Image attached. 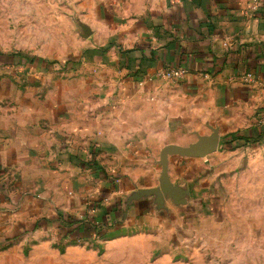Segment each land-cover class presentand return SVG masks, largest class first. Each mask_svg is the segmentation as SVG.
Wrapping results in <instances>:
<instances>
[{"label":"crops","instance_id":"crops-1","mask_svg":"<svg viewBox=\"0 0 264 264\" xmlns=\"http://www.w3.org/2000/svg\"><path fill=\"white\" fill-rule=\"evenodd\" d=\"M117 5L69 81L42 97L25 77V111H0V264H25L33 236L227 239L251 146L231 137L264 131V0ZM213 134L215 152L168 154L164 175L166 147Z\"/></svg>","mask_w":264,"mask_h":264},{"label":"rangeland","instance_id":"rangeland-1","mask_svg":"<svg viewBox=\"0 0 264 264\" xmlns=\"http://www.w3.org/2000/svg\"><path fill=\"white\" fill-rule=\"evenodd\" d=\"M124 1L0 0V111H25V77L42 97L53 93L57 81H69L71 67L83 62L102 34L104 15ZM11 55L24 63L13 67ZM247 157L241 169L247 174L228 201L238 208L223 225L224 243L204 235L182 243L138 229L90 242L33 236L25 244V264H264V138Z\"/></svg>","mask_w":264,"mask_h":264},{"label":"water","instance_id":"water-1","mask_svg":"<svg viewBox=\"0 0 264 264\" xmlns=\"http://www.w3.org/2000/svg\"><path fill=\"white\" fill-rule=\"evenodd\" d=\"M218 137L213 134L207 139H201L196 145L189 148H182L178 146H168L164 149L162 154V165L164 168V175L167 177V156L168 154L179 155L188 158H205L217 150ZM168 183V181H167Z\"/></svg>","mask_w":264,"mask_h":264},{"label":"trees","instance_id":"trees-1","mask_svg":"<svg viewBox=\"0 0 264 264\" xmlns=\"http://www.w3.org/2000/svg\"><path fill=\"white\" fill-rule=\"evenodd\" d=\"M10 58H11L12 62L10 60H9V62L11 64H13V65H20L23 62V59L20 56L11 55ZM263 138H264V131H262L261 135H259L256 138H244V137H235V136L231 137L232 142H237V141H240V140H244L245 145H247V144H251L252 145L255 142L258 143L259 141L263 140Z\"/></svg>","mask_w":264,"mask_h":264},{"label":"built area","instance_id":"built-area-1","mask_svg":"<svg viewBox=\"0 0 264 264\" xmlns=\"http://www.w3.org/2000/svg\"><path fill=\"white\" fill-rule=\"evenodd\" d=\"M186 73H187L186 69L173 68V69H170L168 71H165L162 74V76H163V78L168 79V80L180 81V80L184 79V77L186 76ZM94 229L97 232H98V230L101 231V227L98 225H95Z\"/></svg>","mask_w":264,"mask_h":264}]
</instances>
